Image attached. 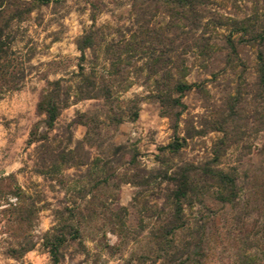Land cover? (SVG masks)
<instances>
[{
	"label": "rangeland",
	"instance_id": "374dc122",
	"mask_svg": "<svg viewBox=\"0 0 264 264\" xmlns=\"http://www.w3.org/2000/svg\"><path fill=\"white\" fill-rule=\"evenodd\" d=\"M20 1L6 32L23 76L0 94V264H52L45 241L59 228L56 264L263 258L264 0H208L195 14L173 0ZM85 31L96 42L81 58ZM161 46L171 62L155 72L149 53ZM79 64L100 90L73 100ZM59 78L71 96L48 126L41 101ZM155 79L194 83L172 108L175 132ZM175 137L180 147H166ZM210 168L234 176L232 201L217 199ZM181 173L192 189L179 210ZM22 207L34 209L27 222Z\"/></svg>",
	"mask_w": 264,
	"mask_h": 264
},
{
	"label": "trees",
	"instance_id": "16d2710c",
	"mask_svg": "<svg viewBox=\"0 0 264 264\" xmlns=\"http://www.w3.org/2000/svg\"><path fill=\"white\" fill-rule=\"evenodd\" d=\"M40 2H46L48 0H38ZM208 0H173L179 7L186 6V10L195 14V8L197 6H202ZM23 1L20 0H4L0 2V94L4 90L17 89L20 85V81L23 76V67L20 66L21 61H17L14 57V52L11 49V36L6 31L9 29L11 25V21L20 20L21 14L25 12L23 5ZM264 32V29H263ZM264 36L262 33L256 32V36ZM94 32L85 31L83 34L79 36L76 41V46L81 52V58L83 56V51L86 47H90L95 44ZM172 40L169 41V43ZM229 47L232 51L235 50L234 44L232 40H228ZM168 47L161 46L159 50L157 49V53L154 51H150L149 53V68L152 67L153 71L164 70L167 62H171V58L167 55ZM258 58L260 60L258 67L259 80L261 85L264 87V60L262 58L261 53L259 52ZM79 70L75 75L78 76V80L74 83L73 86V100H79L82 98L94 97L100 90L97 88L96 80L94 75H86L83 72L82 64H79ZM62 79H56L50 81V89L47 91L46 95L43 96L42 104L44 108V113L46 116L45 123L48 126H51L57 115L59 114L60 108L64 107L68 103V99L71 95H69V91L62 83ZM156 83V93L153 95L156 98L163 108L164 114L170 116L172 119V128L175 132L177 127V118L179 111H173L172 108L175 106H183L180 101L181 94L190 89L194 83H188L182 81L180 79H176L174 81L163 82L159 79L154 80ZM102 94L103 96L108 97L110 88L103 84ZM172 91L178 93V95L173 96ZM136 114V113H135ZM181 143L178 141V137L171 142H169L166 147L171 148L172 150H177L180 147ZM217 158V157H215ZM214 158V159H215ZM209 173V178L213 179L216 186L218 187L217 199L222 202H230L236 196L235 191V183L234 176L228 172L223 171L219 168H210L206 170ZM6 178L14 179L13 175H7ZM176 182L177 187L174 191V196L176 198V206L177 209L180 210V205L178 202V198L184 197L188 191L192 189L191 180L185 173L179 174V176L172 177ZM179 212V211H178ZM34 209L22 207L18 212V218L20 220H24L27 222L33 216ZM58 233H52L51 236H48L45 241V245L48 248L50 258L52 264H56L58 261V246L63 241V234L60 231L61 228L58 229ZM32 247V243H25L20 245V249H12V252L22 253ZM244 264H264V257H260L255 252L252 254H247L244 257Z\"/></svg>",
	"mask_w": 264,
	"mask_h": 264
}]
</instances>
